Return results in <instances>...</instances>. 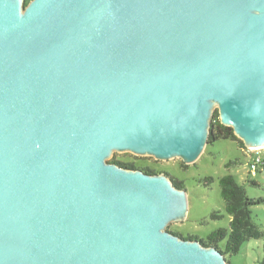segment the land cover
<instances>
[{
  "label": "water",
  "instance_id": "1",
  "mask_svg": "<svg viewBox=\"0 0 264 264\" xmlns=\"http://www.w3.org/2000/svg\"><path fill=\"white\" fill-rule=\"evenodd\" d=\"M264 148V0H0V264H228L188 195L214 111Z\"/></svg>",
  "mask_w": 264,
  "mask_h": 264
},
{
  "label": "rangeland",
  "instance_id": "2",
  "mask_svg": "<svg viewBox=\"0 0 264 264\" xmlns=\"http://www.w3.org/2000/svg\"><path fill=\"white\" fill-rule=\"evenodd\" d=\"M254 151L243 146L236 138L219 139L208 143L201 156L193 163H185L181 158L168 160L156 159L149 155H136L132 152H114L108 160L135 162L138 166L150 165L161 172L184 181L188 195V213L181 221L171 223L168 228L177 227L181 231L206 238L218 227H228L231 216L225 210V202L221 195L219 177L227 174L235 175L243 183L252 198L264 199V166L254 169L251 156ZM264 158V148L260 149ZM236 160V161H235ZM236 163L227 166L228 162ZM207 176L215 177L209 184ZM253 221L264 233V202L253 205ZM177 229L178 232H181ZM264 235L260 239H250L243 243L236 255H226L231 264H261L264 259ZM220 247L225 249L224 241Z\"/></svg>",
  "mask_w": 264,
  "mask_h": 264
},
{
  "label": "trees",
  "instance_id": "3",
  "mask_svg": "<svg viewBox=\"0 0 264 264\" xmlns=\"http://www.w3.org/2000/svg\"><path fill=\"white\" fill-rule=\"evenodd\" d=\"M31 0H26L28 4ZM236 138L240 143L244 145L236 135L232 127L226 126L221 123L218 110L214 111L213 119L210 127V135L208 143H215L219 139ZM261 153V152H260ZM262 155V153H261ZM263 158V157H262ZM110 162L118 163L124 167L141 169L144 172L151 174L165 173L169 175L173 180V183L186 190V186L183 180L171 176L168 172L158 171L150 165L138 166L135 162H122L116 159L109 160ZM236 161V160H235ZM235 161H230L226 165L230 166ZM264 166V158L259 163ZM215 177L207 176L206 182L209 184ZM219 185L221 189V195L225 202V210L231 216L228 227H218L212 230L206 238L193 235L191 233L184 234L181 228L171 227L169 228L173 233L182 237L199 240L207 247H217L224 252L225 255H236L239 253L243 243L250 239H260L263 237V230L253 221L251 207L256 204L264 202V199L252 198L248 195L247 189L243 183H240L235 175L227 174L219 177ZM179 229L181 232H178ZM225 243V249L220 247V243ZM264 248V246H263ZM228 264H231L228 261ZM261 264H264V259Z\"/></svg>",
  "mask_w": 264,
  "mask_h": 264
},
{
  "label": "built area",
  "instance_id": "4",
  "mask_svg": "<svg viewBox=\"0 0 264 264\" xmlns=\"http://www.w3.org/2000/svg\"><path fill=\"white\" fill-rule=\"evenodd\" d=\"M248 149L254 151L252 153V156H251V161H252L251 166L255 169L257 167V165H259V163L263 160L262 155L260 153V149H262V148H260V149L248 148Z\"/></svg>",
  "mask_w": 264,
  "mask_h": 264
}]
</instances>
